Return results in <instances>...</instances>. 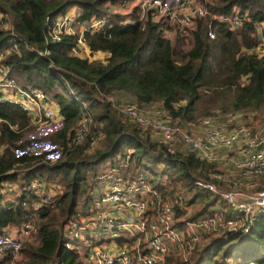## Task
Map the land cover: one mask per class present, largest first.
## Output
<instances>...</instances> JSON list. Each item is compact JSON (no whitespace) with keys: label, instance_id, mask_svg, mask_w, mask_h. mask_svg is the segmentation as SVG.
<instances>
[{"label":"trees","instance_id":"1","mask_svg":"<svg viewBox=\"0 0 264 264\" xmlns=\"http://www.w3.org/2000/svg\"><path fill=\"white\" fill-rule=\"evenodd\" d=\"M105 1L0 0V10L10 21L9 27L0 25V48L9 47L4 57L8 73L18 84L41 87L56 100L62 114L55 129L36 137L31 135L35 125L26 111L13 101H0V184L39 175L63 185L55 198L56 208L35 209L37 198L27 191L5 207L0 193V229L27 220L36 224L34 240L23 243L21 259L12 261L4 255L0 264H83L77 248L66 247L63 224L89 205L90 190L102 171L99 166L118 164L126 145L134 149L129 163L132 172L148 167L156 186L168 182L177 188L180 182L188 192L202 197L192 217L208 213L217 201L216 194L194 182L208 178L215 164L192 151L166 152L161 142L152 140L110 101L101 99L98 89L127 90L138 102L161 100L170 115L186 119L221 108L264 109V54L252 48L264 43V29H257V22L264 20V0H206L210 10L228 12L238 6L247 13L234 27L213 21L214 36L207 32L208 16L198 18L185 39L161 36L150 19L83 30L92 50L106 51L102 57L71 51L79 32H61L59 39L47 34L48 24L72 4L79 8L78 18L86 20L106 13ZM111 16L118 18L117 13ZM80 99L86 101L85 107ZM85 108L92 112L91 131L86 143L73 146L74 130ZM98 133L101 147L87 152ZM42 139L52 148L29 150ZM57 148L65 151V159L46 162V155ZM149 163L163 164L158 179ZM175 256L172 252L164 264H238L249 258L264 264V217L256 218L246 232L212 235L185 261Z\"/></svg>","mask_w":264,"mask_h":264},{"label":"built area","instance_id":"2","mask_svg":"<svg viewBox=\"0 0 264 264\" xmlns=\"http://www.w3.org/2000/svg\"><path fill=\"white\" fill-rule=\"evenodd\" d=\"M205 1L106 0L107 12L86 20L78 18L75 4H72L48 24L47 34L51 39H59L61 32H79L71 51L88 57V52L93 50L82 35L85 29L97 30L115 23L150 19L156 23V30L161 36L185 39L188 28L193 27L198 18L208 16L207 32L210 36L215 34L211 25L213 21L234 27L247 18V13L241 12L238 6L228 12L210 10ZM114 13L118 14V18L111 16ZM5 16L0 10V22ZM72 20H80L79 31L73 28ZM0 25L3 26L2 23ZM257 29H264V20L257 22ZM252 48L258 54H264L262 41ZM8 50L9 47L0 48V101L17 103L35 127L59 125L62 114L56 100L39 86L18 84L8 73V64L4 59ZM47 51L43 50L44 53ZM50 65L58 66L53 61ZM110 92L98 89L101 95L98 96L110 101L144 132L156 137L166 152L190 150L210 163H229L233 170L227 172L216 168L208 173V178L195 179L197 186L209 189L218 199L208 213L192 217L197 208L183 186L172 188L173 184L168 182L156 186L150 173L143 169L130 173L129 163L134 149L126 145L118 164L103 169L97 175V185L90 190L89 205L77 210L63 224L66 247L84 244V264H164L172 252L187 260L197 245L211 234L221 230L246 232L256 218L264 217V118L258 116L259 108L247 109L249 117L244 121L240 119L238 123H232L230 112L226 121L217 123V119L208 114L194 119L172 116L162 103L143 105ZM80 101L84 107L87 105L84 99ZM92 119V112L85 108L74 130L73 146L87 142ZM100 137L98 133L88 146ZM73 146L70 145L67 150ZM29 150L38 152L42 148L34 150L31 145ZM55 150H58L59 156L55 159L48 153L46 162L52 164L65 159V151L60 148ZM226 181L229 188L224 189L221 184ZM240 186L244 189L241 190ZM62 190L61 183L45 180L39 175L21 181L6 180L0 184L1 204L9 207L12 201L4 194L16 197L27 191L37 198L35 209L56 208L55 198ZM11 227L8 225L0 229V256L9 255L15 260L21 257L23 243L35 233L36 224L27 220L14 226L16 228ZM104 235L108 237L106 244ZM90 238L97 242L90 241ZM238 264L260 263L247 259Z\"/></svg>","mask_w":264,"mask_h":264},{"label":"rangeland","instance_id":"3","mask_svg":"<svg viewBox=\"0 0 264 264\" xmlns=\"http://www.w3.org/2000/svg\"><path fill=\"white\" fill-rule=\"evenodd\" d=\"M75 11H77L78 13H79V8H78V6H76L75 5ZM72 23V26H73V28L74 29H78V28H80V20H79V22H77L76 20H72L71 21ZM2 23V25L3 26H9V24H10V21H9V17L8 16H5V18L3 19V21L2 22H0V24ZM112 92V94L113 95H115V96H117V97H119V98H122V99H124L120 94H118L117 93V91L115 90V91H111ZM110 92V93H111ZM117 94V95H116ZM99 95V94H98ZM99 96H101V95H99ZM126 100V99H125ZM227 109H224V108H221V109H218L216 112H214V113H206V114H208V115H211V116H214L216 119H217V123H222V122H224L225 121V119H226V117H227V115H226V113L228 112V111H226ZM262 110H263V114H261L260 115V117H263L264 118V109L262 108ZM240 121V119H238V121L237 122H235V123H238ZM243 121H244V119H243ZM56 126H58V123H54V124H49L48 126H44V127H35V129H34V131L31 133V135H33V136H36V137H40V136H42L43 134H45L46 132H48V131H50V130H52V129H55L56 128ZM147 133V135L152 139V140H158L156 137H153L149 132H146ZM92 146H88L87 147V152H94V150L95 149H98V148H100L101 147V141H100V139L98 138V139H96L92 144H91ZM32 146H33V149L34 150H37L38 148H44V149H47V150H49V149H51L52 148V146L50 145V144H48L45 140H40V141H37V142H35L34 144H32ZM188 151V150H187ZM187 151H184V152H187ZM49 157H52V158H57L58 156H59V152H58V150H53L52 152H50V154L48 155ZM112 165V164H111ZM111 165H106V166H99L100 167V169H105V168H108V167H110ZM130 166V165H129ZM215 166H216V168H218V169H220V170H224V171H231V170H233V166L231 165V164H229V163H225V162H220V163H215ZM131 167V166H130ZM149 167H152L156 172H155V175H154V177L156 178V179H158L159 177H160V174H161V169H162V167H163V164L162 163H149ZM142 169L144 170V172H146L147 174H149V168L148 167H142ZM153 175V174H152ZM165 175L166 174H164V177L163 178H165ZM21 179V178H20ZM45 179V178H44ZM46 180V179H45ZM54 181H56V180H54ZM227 182V181H226ZM222 182V184H221V187L222 188H229V182ZM176 185H177V187H181V186H183L184 184H182V183H180V182H177L176 183ZM241 190H243L244 188L242 187V186H240L239 187ZM189 196H190V200L191 201H193V203H194V206L197 208L196 209V211L199 209V207L201 206V204H202V197L201 196H194L193 195V193H192V191H190L189 193ZM179 226H181L180 224H181V222H178L177 223ZM223 230H221V231H218V232H216V233H214V234H211L209 237H211L212 235H215V234H218V233H220V232H222ZM34 235V234H33ZM33 235H31V236H29V238H27V240H30V241H33L34 240V236ZM208 237V238H209ZM207 238V239H208ZM206 239V240H207ZM206 240H203L202 242H200V244H202V243H204ZM76 246V248H77V250L79 251H84L85 250V246H84V244H82V243H78V244H76L75 245ZM198 246V245H197ZM21 257H22V253H21ZM21 257L20 258H18V259H15V260H19V259H21ZM175 257H177V256H175ZM179 260H181V261H185V259H183V258H181V257H177ZM241 259V258H240ZM250 259V258H249ZM15 260H13L12 259V261H15ZM244 261H246V260H244Z\"/></svg>","mask_w":264,"mask_h":264},{"label":"crops","instance_id":"4","mask_svg":"<svg viewBox=\"0 0 264 264\" xmlns=\"http://www.w3.org/2000/svg\"><path fill=\"white\" fill-rule=\"evenodd\" d=\"M76 31H79V29H75ZM106 54V51L105 50H101V49H98V50H93L92 52H88V57L89 58H93V57H102V56H104ZM115 91V90H114ZM117 91V93L118 94H120L124 99H126V100H132V101H136V98H135V96L133 95V93H131V92H129V91H127V90H123V89H118V90H116ZM117 95V94H116ZM138 102V101H137ZM140 104H143V105H152V104H160V103H162V101L161 100H151V101H148V102H139ZM57 106H58V104H57ZM59 107V106H58ZM243 110H245V111H241L240 109H227L226 111H228L227 113H230L231 112V121H232V123H234V122H236V121H238V119H247V117H249L248 115H247V109H243ZM261 109H258V116H260L261 114H263V110L262 111H260ZM227 113H226V115H227ZM228 116V115H227ZM227 118V117H226ZM225 121H226V119H225ZM227 124V123H226ZM188 151H190V150H188ZM132 171L130 170V173H131ZM22 179H26V178H24V177H22ZM27 180V179H26ZM15 181H21V179H18V180H15ZM4 197L6 198V199H12V201L17 197H14V196H10L9 194H4ZM11 226H13V227H11L10 229H13V228H16V227H14V226H16V225H11ZM107 239H108V237L106 236V235H104V244H106V241H107ZM90 241H92V242H97L96 241V239H93V238H90ZM121 241V238H119L118 239V242H120ZM75 248H76V246H74ZM83 252L84 251H80L79 250V253H80V255H81V257H82V262H83V264H84V257H83Z\"/></svg>","mask_w":264,"mask_h":264}]
</instances>
